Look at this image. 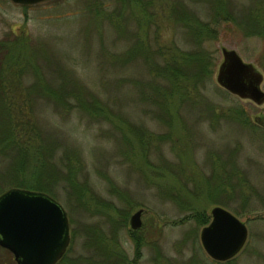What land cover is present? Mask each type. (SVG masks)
<instances>
[{
	"label": "rangeland",
	"instance_id": "1",
	"mask_svg": "<svg viewBox=\"0 0 264 264\" xmlns=\"http://www.w3.org/2000/svg\"><path fill=\"white\" fill-rule=\"evenodd\" d=\"M141 2L147 0L36 4L0 0V41L16 39L15 51L22 54L16 58L34 59V67L16 62L18 69L23 68L18 100L24 103L20 100L25 95L36 96L31 117L45 135L44 144L38 141L44 147L41 162L50 164L49 171L36 178L29 176L31 170L12 171L16 154L11 144L0 140V193L11 186L43 190L63 205L70 239L63 260L55 264H264V128L224 118L236 102L256 124L254 116L264 114V102L239 98L216 81L223 45L235 48L264 75V35L246 34L245 24L242 28L234 23L245 8L255 10L264 0H153L150 5L155 2L162 20L172 22L183 20L182 15L173 17L172 3L175 9L180 3L196 10L201 19H210L215 5L233 10L231 20L217 21V37L205 43L216 65L203 92L207 107L220 113L217 116H207L206 108L185 114L180 109L174 116H155L151 111L155 104L147 101L130 77L139 73L144 81L149 79V66L142 57L139 64L124 57L133 42L129 27L137 29L151 21L146 29H155L152 15ZM164 29L165 38L183 43L185 35L172 27ZM54 86L56 94L57 87L62 88L60 101L46 93ZM83 89L99 96V104L108 109L103 111L105 116H98L99 111L90 116L79 108L81 100L93 103L86 102L93 95L85 101ZM172 105H177L175 96ZM110 109L120 115L114 116ZM71 169L78 170L75 182L80 194L90 198L88 205L70 192L66 174ZM14 174L24 176L23 184L8 182L7 176ZM37 179L52 194L24 186ZM214 205L232 211L248 229L243 246L227 262L211 258L200 241V229L210 220ZM138 208L143 209L142 223L132 228L129 216ZM198 212L208 219L201 222L192 216ZM87 226H92V235ZM130 230L140 236L139 251ZM106 247L118 251L120 258L114 260ZM0 264H17L12 252L1 245Z\"/></svg>",
	"mask_w": 264,
	"mask_h": 264
},
{
	"label": "trees",
	"instance_id": "2",
	"mask_svg": "<svg viewBox=\"0 0 264 264\" xmlns=\"http://www.w3.org/2000/svg\"><path fill=\"white\" fill-rule=\"evenodd\" d=\"M152 2L153 0H147L146 3L141 2V5L142 8L146 7L149 10L150 15H152L154 20L153 22L155 23V29L152 30V32L150 28L146 29V27H148L146 24H149L151 21L145 23L144 26H141L140 28L138 25L137 29L136 25L135 27H129L130 32L128 37H131L133 42L129 50L124 54L125 58H131L130 62L136 59L137 64L141 63L140 58L142 57L145 64L149 66L147 68L152 73V76L150 75L149 79L144 81L143 77L140 78L137 76L139 74L138 73L135 74L136 76H130L132 81L137 85V88L140 89L141 92L143 90V95L147 97V101L155 104V109L151 110L152 112L155 111V116H174V113H181V110H183V114H185L188 113V111H196L199 108L202 111L206 108L204 113L207 116H211V114L215 116L219 115L220 113L214 114L209 108V105L207 107V103H205L207 96L204 94L203 89L210 81L214 71V66L216 65L215 60L212 59V53L205 43L209 39L217 37L219 31L217 21L231 20V13L233 10L223 4L221 6L215 5L211 9V18L201 19L196 10H187L185 6L180 3L179 7L175 9L172 3L173 6L171 5L170 7L173 9V17H180V15L183 16V20H179L180 18H177L174 22H172L162 20L163 18L161 17L163 15L156 11L155 2L153 3L155 5H152V8H150ZM155 14L158 16L157 19L154 18ZM167 15H169V13ZM234 23L241 25L242 28L245 24L246 34L254 33L264 35V4L256 6L255 10H253L252 6L245 8L237 21ZM169 27L174 28L177 32L182 33V35H185V37H182V44L171 40V38H165L163 33L165 30L164 28ZM151 33H153L154 42L151 39ZM15 41L16 39L11 40L8 43L0 41V76L2 73L5 74L7 69H10L9 76L5 74L6 77H4V75L0 77V140L5 141L8 145L11 144L12 147H10V149H14L13 155L16 154L10 164L13 168H11L12 171L18 170L26 172V170H31L29 176L36 178L37 175L46 172L45 169H48L50 164L44 161L41 162L40 157H42L44 153V147L39 145L38 141L41 144H44L45 135L42 134L39 125L34 122L31 117V112H33L32 108H34L37 100L36 96L33 97L25 95L26 99L20 100L24 101V103H19L18 98L21 96L19 95L20 90L23 89L21 84L23 68L18 69L16 62L21 64L24 62L26 65L29 63L32 67H34L35 64L34 59L27 58L21 62V59L16 58V56L21 57L22 54L21 52L17 53V51H15L18 47V45H15ZM9 56L12 58V63L8 60L10 59ZM25 68L29 70L26 66ZM4 81L9 83L6 85V83H3ZM57 88L60 91H56L58 94L54 92L55 86L46 93L52 94L53 97L59 98L60 101L62 100V97H64V94L62 92V88ZM89 92L90 91L83 89L81 94L86 96L85 101L93 95L90 100L86 101L87 103H90L91 101L93 103L88 105L83 103L81 100L78 103L79 108L90 116H95L94 111H99L98 116H105L103 111L107 108L99 104V96L96 93L93 92V94H91ZM42 95L43 94L40 96ZM174 96L176 97L177 105H172ZM96 101L97 103H94ZM197 103L199 105L195 106ZM29 104L31 106L27 108ZM236 104L237 103L235 102L232 107L228 108L227 114L230 116H224V118L230 117L238 123H251L252 126L255 125V127L257 126L259 128L260 125L252 123L251 118L247 116L244 109ZM185 109L187 110L185 111ZM110 110L111 114L114 116L120 115L116 114L112 109ZM221 111H223L222 114H226L224 109ZM28 114L30 116H28ZM4 124H8V126L10 124V126L5 128ZM220 165L222 166L223 162L220 163ZM227 166L229 167L228 164ZM68 172L69 173L66 174L67 179H70L68 186L69 189L73 190V192L71 190L70 192L74 195V198L80 200L82 204L88 205V199L90 198L80 194L81 187H79L78 183L75 182L78 170L75 169V171H73L71 169L68 170ZM6 179H9V183L14 181L15 184H23L21 181L24 180V176H16L14 174L8 175ZM24 186L50 191L44 182H40L38 179L36 183H24ZM173 193L180 195V192L177 191L176 193L175 190ZM178 198L179 200H182L180 196H178ZM192 216L198 218L201 222H205V220L208 219L204 212L192 213ZM85 230L92 235V226H87ZM130 233L136 242V249L139 251L140 245L142 244L140 242V236L132 230H130ZM106 250L108 252L110 251L111 254L109 253L108 255L112 256L114 260H118L117 258H120L121 256V254L114 249L109 250V247H106ZM106 250L104 253L107 254ZM227 261H229V259L224 262ZM99 264L106 263L101 261Z\"/></svg>",
	"mask_w": 264,
	"mask_h": 264
},
{
	"label": "water",
	"instance_id": "3",
	"mask_svg": "<svg viewBox=\"0 0 264 264\" xmlns=\"http://www.w3.org/2000/svg\"><path fill=\"white\" fill-rule=\"evenodd\" d=\"M11 1L36 4L47 0ZM221 53L216 71L218 84L239 98L263 103V72L233 47L223 45ZM254 122L264 128V114H256ZM142 211L138 208L130 214L132 228L141 225ZM247 234L245 221L221 205L210 208V220L199 232L206 253L220 261L233 257ZM69 239L67 212L52 195L21 186H11L0 193V245L12 252L17 264H55L66 251Z\"/></svg>",
	"mask_w": 264,
	"mask_h": 264
}]
</instances>
